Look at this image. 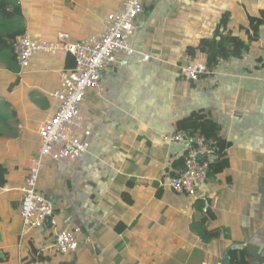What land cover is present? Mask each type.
Segmentation results:
<instances>
[{"label":"crops","instance_id":"obj_1","mask_svg":"<svg viewBox=\"0 0 264 264\" xmlns=\"http://www.w3.org/2000/svg\"><path fill=\"white\" fill-rule=\"evenodd\" d=\"M126 1L19 0L18 18L33 38L55 40L65 31L75 42L104 33L108 15ZM142 2L130 38L136 52L121 53L103 73L105 91L90 88L82 102L89 151L76 161L47 162L40 178L55 224L22 239L21 187L38 129L58 107L60 75L73 62L41 52L24 70L13 60L0 66V105L17 123L0 131V162L8 169L0 187V264H230L233 249L249 264H264V25L253 41L242 30L250 18L264 20V0ZM226 14L228 30L248 47L230 48L210 67L205 52L191 50L202 40L217 44ZM189 61L208 73L194 81L180 75L178 65ZM196 112L228 143V166L210 173L199 193L214 215L205 227L219 230L207 240L192 228L197 199L161 185L181 173L186 153L166 136ZM74 226L82 228L77 250L48 255L56 233Z\"/></svg>","mask_w":264,"mask_h":264},{"label":"built area","instance_id":"obj_2","mask_svg":"<svg viewBox=\"0 0 264 264\" xmlns=\"http://www.w3.org/2000/svg\"><path fill=\"white\" fill-rule=\"evenodd\" d=\"M143 7L142 0H127L121 11L108 15L106 30L98 37L74 42L70 39V33L61 31L55 40L23 34L15 43L13 52L19 70L28 68L32 59L41 52L63 57L72 55L75 60L74 67L60 75L59 88L54 94L59 102L55 113L44 120L38 129V150L30 159L29 171L21 187V239L46 223L55 224L52 220L54 203L39 190L42 173L49 161H76L89 151L92 131L81 111L85 94L90 88L103 93L106 89L104 71L119 62L121 53L131 55L136 52L130 38L135 31V19ZM151 58V55L144 54V60ZM178 69L180 75L193 81L201 74L208 73L206 67L193 61L180 63ZM166 139L183 143L186 153L181 173L170 175L161 185L194 199L200 198V190L206 186L211 162L218 149L217 141L181 130L166 136ZM81 231V226H74L57 232L45 252L52 256L77 250V233Z\"/></svg>","mask_w":264,"mask_h":264},{"label":"trees","instance_id":"obj_3","mask_svg":"<svg viewBox=\"0 0 264 264\" xmlns=\"http://www.w3.org/2000/svg\"><path fill=\"white\" fill-rule=\"evenodd\" d=\"M20 3L19 0H0V66L5 64L7 67V61H15L14 45L19 38L24 34L22 29L23 20L20 15L18 18ZM21 14V12H20ZM229 14L225 15L221 21V24L227 29L226 32H221V38L215 43H210L208 40H202L197 48L191 50V54L195 55L197 52H205L208 55L207 64L211 67L217 64L220 57L227 56L229 49L242 46L243 48L248 47L245 37H239L234 35L228 30ZM264 25V20L258 17L250 18L248 27H244V32L249 36L248 41H253L258 38L260 26ZM68 59L72 60V64L69 69L75 65V60L72 55H68ZM16 62V61H15ZM18 67V66H17ZM19 69V67H18ZM68 69V70H69ZM0 108V117L8 119L6 109L7 104L2 102ZM177 128L183 130L189 134L194 135H205L209 139L217 141L218 149L215 152L214 157L210 166V173L218 174L222 172L227 166L228 161L225 159L226 148L228 143L223 140L220 135V129L214 121L208 118L203 113H194L186 119H181L177 123ZM184 164V157H183ZM5 162H0V187L4 186L7 182L8 169ZM214 217L212 211L206 202V199L198 198L195 203V214L194 223L192 228L204 239L210 238L211 234L216 233L217 230L207 229L205 223L208 219ZM231 261L230 264H249V260L241 249L230 250Z\"/></svg>","mask_w":264,"mask_h":264},{"label":"rangeland","instance_id":"obj_4","mask_svg":"<svg viewBox=\"0 0 264 264\" xmlns=\"http://www.w3.org/2000/svg\"><path fill=\"white\" fill-rule=\"evenodd\" d=\"M3 102V101H2ZM1 110H3V107H1ZM11 123V125H10ZM16 119L15 118H10L9 120L3 119L0 117V131H6L13 129L14 125H16Z\"/></svg>","mask_w":264,"mask_h":264}]
</instances>
